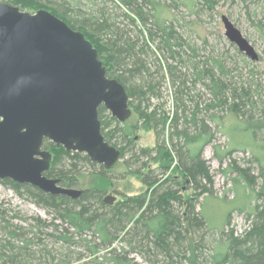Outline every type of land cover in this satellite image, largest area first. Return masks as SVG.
I'll return each mask as SVG.
<instances>
[{
  "label": "trees",
  "instance_id": "16d2710c",
  "mask_svg": "<svg viewBox=\"0 0 264 264\" xmlns=\"http://www.w3.org/2000/svg\"><path fill=\"white\" fill-rule=\"evenodd\" d=\"M106 1L102 0L103 4ZM117 1L131 26L138 28L136 22L145 26L147 43L132 36L130 29L120 28L117 18H111L106 10L73 21L68 16L69 4L76 0H0L29 13L44 9L91 42L106 76L124 87L131 110L129 119L119 123L99 107L101 133L120 151L126 175L139 177L145 187L140 194L124 195L113 205L105 204L103 195L112 184L109 174L118 164L111 171L98 166L93 175L97 182L78 189L82 192L77 199L0 180L4 187L51 216L49 222L35 218L21 227L0 207V264H140L134 255L142 264H264V165L259 163L257 178H249L247 170L231 163L227 165L223 173H237L233 179L237 195L227 204L219 229L202 215V205L211 197L213 184L201 158L203 149L213 141L210 122L228 136L232 145L222 154L213 147L219 164L230 157L232 149H250L257 154L258 162L264 161V140H256V134L264 131V117H245V112L255 108L258 90L252 91L250 84L245 86L241 81L238 85L223 56L199 57L198 48L186 43L172 21L163 18L167 6L163 0ZM183 5L191 10L193 0ZM149 43L155 44L166 60L163 68ZM165 75L172 88L170 112L163 110V104H151L152 99L162 101ZM197 87L207 93L204 102ZM223 112L232 122H223L224 117L218 115ZM133 115L135 122L127 131L124 126ZM112 124L114 128L110 129ZM138 130L153 131L154 147L136 146L132 132ZM43 149L52 156L45 177L59 180L62 187L81 188L85 179L79 166L97 167L86 155L65 152L48 141L43 142ZM150 163L155 169L149 168ZM257 179L260 183L256 189ZM184 187L191 189L192 195L184 197ZM198 197L205 198L199 210ZM234 209L247 214L248 227L240 235L233 228L225 230ZM213 229L218 230V237L209 247L204 231Z\"/></svg>",
  "mask_w": 264,
  "mask_h": 264
},
{
  "label": "water",
  "instance_id": "95a60500",
  "mask_svg": "<svg viewBox=\"0 0 264 264\" xmlns=\"http://www.w3.org/2000/svg\"><path fill=\"white\" fill-rule=\"evenodd\" d=\"M221 22L226 39L257 61L239 30L225 16ZM101 106L119 123L131 115L124 87L106 76L91 42L44 9L29 13L0 3V180L77 199L81 190L45 177L52 156L43 142L111 171L121 155L101 133Z\"/></svg>",
  "mask_w": 264,
  "mask_h": 264
},
{
  "label": "rangeland",
  "instance_id": "374dc122",
  "mask_svg": "<svg viewBox=\"0 0 264 264\" xmlns=\"http://www.w3.org/2000/svg\"><path fill=\"white\" fill-rule=\"evenodd\" d=\"M67 1V0H66ZM70 1V0H69ZM76 3H70L71 11L68 16L75 21L80 19L86 14H97L99 10H106L107 14L111 18H117L116 22L120 28H128L131 30V35L138 37L140 42L147 43L146 28L136 22L138 28H134L129 24V21L124 18L125 10L117 0L106 1L103 4L102 0H76ZM162 4H166V8L163 9V18L165 20L172 21L176 28V31L181 33L186 43L196 46L198 48V56L204 57L211 55H221L226 59L229 68L232 70L231 74L234 81L238 85L243 82L245 86L250 84L252 91L254 88L258 90V94L255 98V108L250 110V113L245 112L246 116H252L253 120L260 117H264V0H210L209 4L204 3L202 0H193L191 10L183 5V2L188 0H163ZM117 8L115 9V6ZM170 6V7H168ZM113 8V9H112ZM145 12L149 10V7L144 8ZM165 10H168L167 12ZM85 13V15H84ZM128 13V12H127ZM147 14V13H146ZM130 17H133L129 13ZM225 16L234 27L239 30L241 35L249 42L258 55L257 61L249 60L244 54L239 52L237 48L231 44L224 36V28L221 22V17ZM152 23L149 18L148 25ZM128 25V26H127ZM127 26V27H126ZM140 32L142 33H139ZM144 30V31H142ZM149 48L154 52L155 57L158 59L161 68L165 66L166 60L163 59L161 53L155 49V44L149 43ZM189 54V53H188ZM243 59L245 61H243ZM170 63V61L167 60ZM234 68V69H233ZM164 70V69H163ZM167 76L162 86V101L155 99L151 100V104L155 107H159L163 104V110L165 112L171 110L172 104L171 93L172 88L169 84ZM241 81V82H240ZM198 94H203V102L208 99L207 93L202 87H197ZM197 93V92H196ZM223 116V122H232V118L225 116V112L218 114ZM243 118L245 120L246 118ZM135 115L129 120L128 124L124 128L128 131L130 124L135 122ZM139 127V124H138ZM210 131L213 134V141L211 145L206 146L202 151V160L205 162L209 169V174L212 178L211 197L204 198L198 197L197 210H199L200 204L205 199L202 205V215L205 219L209 220L213 226L219 229L220 224L225 217L227 211V204L236 197V187L233 183V179L237 178V173L227 171L223 173V170L230 163L233 166H237L240 169L247 170L249 178H257L259 174L260 164L264 165V161H257V154L250 149H232L230 157H226L221 164L214 156V146L218 147L219 153L227 152L231 149L232 145L228 136L219 130L213 123H209ZM114 125L110 126L113 129ZM123 129V127H122ZM169 132V130H168ZM134 133V142L138 147L152 148L155 145V137L152 130H138ZM113 135V134H112ZM256 140H264V131L256 134ZM100 167V166H99ZM150 169H155V165L150 163ZM79 170L85 179L82 187H74V189H85L91 183L97 182V177L93 176L98 172L97 167L91 168L88 166H79ZM80 174V175H81ZM112 178V184L107 192L103 195L106 197H115V202L121 199L122 196H133L140 194L145 190V187L141 183V180L137 176L126 175L125 165L122 160L118 163V166L109 174ZM260 181L255 180V187L258 188ZM244 192H248L249 189H243ZM184 197L192 195L191 189H182ZM223 200V201H221ZM106 204V203H105ZM108 205V204H107ZM0 207L4 213L13 218L12 222L21 227H25L31 224V220L39 218L40 220H46L49 222L51 216L46 211L34 205L30 200L25 197L17 196L12 190L7 189L0 183ZM246 212H239L234 209L230 215L229 226L225 228L231 229L240 235L248 227L246 222ZM13 216V217H12ZM208 231L205 233L204 239L208 242L209 247L212 246L213 241L218 237V230ZM116 246V245H115ZM134 259L142 264V260L138 255H134ZM87 260L86 258L84 261ZM83 261V260H82Z\"/></svg>",
  "mask_w": 264,
  "mask_h": 264
},
{
  "label": "flooded vegetation",
  "instance_id": "af4514ba",
  "mask_svg": "<svg viewBox=\"0 0 264 264\" xmlns=\"http://www.w3.org/2000/svg\"><path fill=\"white\" fill-rule=\"evenodd\" d=\"M60 186H61V185H60ZM103 200H104V198H103ZM103 200H102V201H103ZM112 205H113V204H112Z\"/></svg>",
  "mask_w": 264,
  "mask_h": 264
}]
</instances>
